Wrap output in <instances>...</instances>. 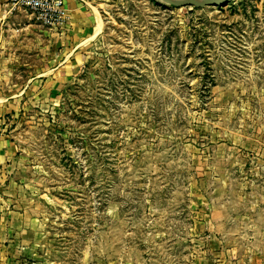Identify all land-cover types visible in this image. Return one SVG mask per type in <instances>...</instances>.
Instances as JSON below:
<instances>
[{"label": "rangeland", "instance_id": "374dc122", "mask_svg": "<svg viewBox=\"0 0 264 264\" xmlns=\"http://www.w3.org/2000/svg\"><path fill=\"white\" fill-rule=\"evenodd\" d=\"M92 6L0 64V264H264V0Z\"/></svg>", "mask_w": 264, "mask_h": 264}, {"label": "crops", "instance_id": "0c3cea01", "mask_svg": "<svg viewBox=\"0 0 264 264\" xmlns=\"http://www.w3.org/2000/svg\"><path fill=\"white\" fill-rule=\"evenodd\" d=\"M94 1L63 0L68 20L59 30H53L37 25L28 13L12 10L7 0H0V64L17 62V53L18 57L24 55L48 63L53 45L57 48L73 45V50H77L89 41L99 16L92 6ZM45 70L49 71L48 67Z\"/></svg>", "mask_w": 264, "mask_h": 264}, {"label": "built area", "instance_id": "2783aa9c", "mask_svg": "<svg viewBox=\"0 0 264 264\" xmlns=\"http://www.w3.org/2000/svg\"><path fill=\"white\" fill-rule=\"evenodd\" d=\"M12 10L28 13L43 27L57 30L68 20V13L63 0H7Z\"/></svg>", "mask_w": 264, "mask_h": 264}, {"label": "water", "instance_id": "95a60500", "mask_svg": "<svg viewBox=\"0 0 264 264\" xmlns=\"http://www.w3.org/2000/svg\"><path fill=\"white\" fill-rule=\"evenodd\" d=\"M173 7H190L203 9L207 7H220L228 4L233 0H165Z\"/></svg>", "mask_w": 264, "mask_h": 264}, {"label": "bare ground", "instance_id": "6f19581e", "mask_svg": "<svg viewBox=\"0 0 264 264\" xmlns=\"http://www.w3.org/2000/svg\"><path fill=\"white\" fill-rule=\"evenodd\" d=\"M101 28H102V22L99 16L97 15L96 24L93 28V33L90 36L89 40H92L95 36H97L100 33Z\"/></svg>", "mask_w": 264, "mask_h": 264}]
</instances>
